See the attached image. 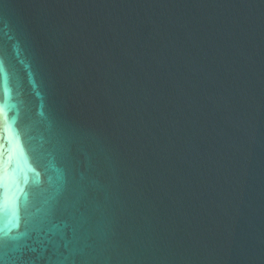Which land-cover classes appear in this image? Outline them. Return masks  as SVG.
Instances as JSON below:
<instances>
[{"label": "water", "instance_id": "95a60500", "mask_svg": "<svg viewBox=\"0 0 264 264\" xmlns=\"http://www.w3.org/2000/svg\"><path fill=\"white\" fill-rule=\"evenodd\" d=\"M4 264H264V0H0Z\"/></svg>", "mask_w": 264, "mask_h": 264}, {"label": "snow or ice", "instance_id": "6c2138e0", "mask_svg": "<svg viewBox=\"0 0 264 264\" xmlns=\"http://www.w3.org/2000/svg\"><path fill=\"white\" fill-rule=\"evenodd\" d=\"M6 247L5 242L3 241V239H0V252H2V250ZM0 264H4V260L2 258V256H0ZM13 264H18V261L14 260Z\"/></svg>", "mask_w": 264, "mask_h": 264}]
</instances>
